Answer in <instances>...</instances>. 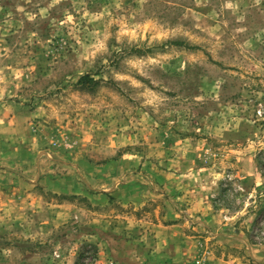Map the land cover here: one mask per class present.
<instances>
[{"label":"rangeland","instance_id":"1","mask_svg":"<svg viewBox=\"0 0 264 264\" xmlns=\"http://www.w3.org/2000/svg\"><path fill=\"white\" fill-rule=\"evenodd\" d=\"M0 104V264H264V0H0Z\"/></svg>","mask_w":264,"mask_h":264},{"label":"crops","instance_id":"2","mask_svg":"<svg viewBox=\"0 0 264 264\" xmlns=\"http://www.w3.org/2000/svg\"><path fill=\"white\" fill-rule=\"evenodd\" d=\"M0 107H2L0 109V122L2 123L0 126V158L2 156L14 157V165H25L29 168L34 162L35 136L34 131H30V120L33 116L29 110H20L15 105ZM127 183L123 182L120 187L127 188ZM61 190L65 191L63 188ZM134 193H137L140 199L144 197L142 192ZM127 195L124 194L123 198L125 199Z\"/></svg>","mask_w":264,"mask_h":264},{"label":"trees","instance_id":"3","mask_svg":"<svg viewBox=\"0 0 264 264\" xmlns=\"http://www.w3.org/2000/svg\"><path fill=\"white\" fill-rule=\"evenodd\" d=\"M78 85L82 86V87H90V91H93V87L96 84V80H93V78H91L88 74L83 75L79 78L78 80Z\"/></svg>","mask_w":264,"mask_h":264}]
</instances>
